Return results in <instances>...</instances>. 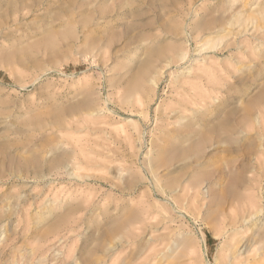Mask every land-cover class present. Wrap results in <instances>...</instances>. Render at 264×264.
<instances>
[{
	"label": "rangeland",
	"instance_id": "1",
	"mask_svg": "<svg viewBox=\"0 0 264 264\" xmlns=\"http://www.w3.org/2000/svg\"><path fill=\"white\" fill-rule=\"evenodd\" d=\"M262 95L264 0H0V264H264Z\"/></svg>",
	"mask_w": 264,
	"mask_h": 264
},
{
	"label": "bare ground",
	"instance_id": "2",
	"mask_svg": "<svg viewBox=\"0 0 264 264\" xmlns=\"http://www.w3.org/2000/svg\"><path fill=\"white\" fill-rule=\"evenodd\" d=\"M186 58V55L185 56H183V59H185ZM262 96H264V95H262ZM193 97V96H192ZM202 97V96H201ZM195 98V97H194ZM198 100V99H197ZM91 104H92V102L90 101V98L88 97V98H86V100L84 101V103L81 105L82 107H84V108H89L90 106H91ZM94 112V111H93ZM222 120V123H220L218 126H214V127H212L211 128V130L209 131L210 133H206L205 135H204V137H202L201 138V141L200 142H198V143H196V145H195V148L196 149H198V147H199V145L201 144V143H203V142H206V141H208V139H210V135L212 134H215V135H217V136H219L220 134H221V131H222V128H223V125H224V123H225V118L224 119H221ZM231 140V141H236V139L234 138V137H230V138H228V140ZM201 146V145H200ZM191 151V148L190 149H186V151L184 152V153H186V155L189 153ZM68 156V155H67ZM66 158L67 157H62V158H59L58 159V164L59 165H63V166H66V167H72V165L73 164H71L70 165V163L72 162V160H66ZM35 164H37L38 162H34ZM75 164V163H74ZM65 167V168H66ZM40 174H42V173H40ZM46 177V176H45ZM251 212V211H250ZM253 214H255V213H253ZM251 214H249V216H250ZM252 217V216H251ZM261 236V235H260ZM257 242H258V240H257ZM260 242H262L263 244H264V242L262 241V240H260ZM255 245H256V242H255ZM246 246V245H245ZM257 246H258V243H257ZM246 247H244V249H245ZM233 250V249H232ZM231 250V251H232ZM246 250V249H245ZM256 250V249H255ZM239 251V250H238ZM255 255H257L256 253H254ZM234 256V255H233ZM236 256V255H235ZM234 259H236V257H233ZM237 258H239V256L237 257ZM217 260V259H216ZM237 260V261H236ZM236 260H234L235 261V263L237 262V263H239V259H236ZM240 261H241V259H240ZM236 263V264H237Z\"/></svg>",
	"mask_w": 264,
	"mask_h": 264
}]
</instances>
